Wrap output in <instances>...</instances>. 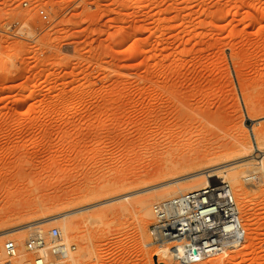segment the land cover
<instances>
[{
	"label": "rangeland",
	"instance_id": "rangeland-1",
	"mask_svg": "<svg viewBox=\"0 0 264 264\" xmlns=\"http://www.w3.org/2000/svg\"><path fill=\"white\" fill-rule=\"evenodd\" d=\"M183 97L188 109L177 105ZM204 111L214 116L203 124ZM183 122L189 140L167 148L165 126ZM260 130L264 0H0V264L4 242L24 251L30 232L50 228L75 246L70 264H177L151 245V207L168 186L203 178L182 181L193 173L165 167L177 153H234L240 141L259 156L252 133ZM256 169L242 181L245 199L225 180L243 244L196 264H264V179L250 180L264 170ZM107 185L115 187L99 191ZM116 190L131 196L112 201ZM29 224L22 243L6 233Z\"/></svg>",
	"mask_w": 264,
	"mask_h": 264
},
{
	"label": "built area",
	"instance_id": "built-area-1",
	"mask_svg": "<svg viewBox=\"0 0 264 264\" xmlns=\"http://www.w3.org/2000/svg\"><path fill=\"white\" fill-rule=\"evenodd\" d=\"M27 2L22 6L27 7ZM41 22L48 14L36 11ZM18 22L7 24L13 32ZM264 179L253 175L250 180ZM153 222L149 227L151 245L166 250L168 259L177 264H196L239 248L245 240L234 196L228 183L210 184L167 198L151 207ZM36 230V229H35ZM24 251L32 255L29 264H70L75 246L68 243L57 228L30 232L23 241ZM7 262L14 259L18 247L8 240L2 246Z\"/></svg>",
	"mask_w": 264,
	"mask_h": 264
},
{
	"label": "bare ground",
	"instance_id": "bare-ground-1",
	"mask_svg": "<svg viewBox=\"0 0 264 264\" xmlns=\"http://www.w3.org/2000/svg\"><path fill=\"white\" fill-rule=\"evenodd\" d=\"M187 100H190V97L188 99H187V97H185V98L183 97L181 100L178 101L177 105H180V106H182L185 109H188V107H191L192 105L190 103H188ZM188 104H189V106H188ZM208 113H206L204 111V112H202L199 115L200 118L202 119V123L203 124H204V122L206 123V122H209V121H211L213 119L214 115L211 116ZM180 114L182 116L183 113L180 112ZM165 127H166L167 132H168V140L166 142L167 148L168 147L169 148L170 147H174V146L178 145V143L179 144L182 143V141H184V140L188 141L189 140L188 138L191 136V133H190L191 126L189 124H184V122H183L182 125H180V127L172 126V125L170 126V124L168 125V127H167V125ZM252 136H253L254 142L257 144V150L260 152L259 156L258 155L257 156L256 155L253 156L254 153H251L252 145L248 141H246L247 143L246 142H241V141L240 142H236L235 144L233 143L232 149L235 152L233 151L234 153H229V154H224V153H217V154L216 153H177L176 156H177V158L179 157L178 158L179 162L178 161L172 162L169 166H166L165 168L168 171H176L175 174H177V175H179V173L182 174V173H186V172H188V174H189V172L193 173V174L188 175V176H185L186 175L185 174L184 175L185 177L181 179L182 181L183 180H187V179H190V181H191V179L194 180L195 178H197L196 180H198L199 178L200 179L203 178V180L201 182L199 181L198 184H195V185H192V186L186 187V188H178L177 187L176 189H173V188L171 189L172 186L170 185L171 187L168 186L169 189L167 188L170 191H168V193L166 191L167 194L164 193L163 194L164 197L165 198H170V197H173L174 195H176L178 193L187 192V191H191V190H196V189L202 188V187H204L206 185H210V184H219V183L225 182V180H226L229 183H231L232 185H235L238 188V191H239L240 195L242 196V198L245 199L247 197V195H248V192H247V189H246L247 187L244 185V183L242 184V181L246 182L247 174L250 171H253V169L257 170L256 168H259V169H263L264 170V152L261 150V147H263V145H264V131H261V130L260 131H254L252 133ZM207 138L210 139V137H207ZM200 139H202V138H200ZM203 139H204V137H203ZM209 139H206L205 141L207 142V141H209ZM201 143H202V140H201ZM205 146H206V144H205ZM201 147H202V145H201ZM206 152H208V151H206ZM166 154L167 155H165V156H172L173 157L175 153H166ZM202 160H206V162L204 161L205 163H203ZM250 161H253V162H250ZM183 166H186L187 168H185V167L184 168L187 169V170L181 169V168H183ZM247 169H251V170L247 171ZM259 169H258V171H259ZM175 174H174V172H172L173 176H175ZM179 181L180 180H178V182ZM170 184H173V185L177 184V180H173ZM108 187H109V189L112 188V187H110V185H107L105 187H101L99 189V191L100 192L103 191L102 189L106 190ZM118 193L119 192L116 190V191L113 192V195L116 197V194H118ZM129 196H131V194L127 193V194H124V195H121V196H117L116 198L113 197L114 199H112V201L113 200L114 201H116V200H120V201L121 200H126ZM143 197L139 198V199L138 198L136 199L137 205L142 210L147 209V207H148V200H147L146 197L145 198H143ZM111 198H112V196H111ZM108 202L109 201H107V202H105V201L103 202L102 201V202H100L97 205L105 204V203H108ZM83 209H85V208H81V209L77 210V212L79 213L80 211H83ZM106 212H108V210ZM82 213H80V214H82ZM103 213H105L104 209H100V210L95 211V212L93 211L91 216L92 215L93 216L99 215V217H100L101 214H103ZM151 215L152 214L150 212H146L145 214H143L144 218H142L140 220V222H141L140 226L142 227L143 230H144L143 227H145V225L148 222L147 221L148 219H146V218L151 217ZM64 217H66V216H64ZM57 218L58 217H55V216L52 217V218L50 217L49 219L45 220L44 224H46V225L47 224H49V225L53 224V223H55L54 221H57L56 220ZM88 218H90V216ZM59 219H60V217H59ZM140 222H139V224H140ZM40 224H39V226H40ZM49 225H47V226H49ZM26 228L27 229H30V228L32 229L34 227H31V225L29 224L27 226H20L18 228H15V229H13L11 231L6 232V233L7 234H15V235H17L16 237L21 239V243H22L23 234L21 235V233H22V231H25ZM21 250H23V249L21 248ZM21 250H20L21 253L18 252L20 254L16 255V257L18 259L15 257L16 258L15 260H16L17 264L18 263L19 264H25L27 262V260H26L27 259V256H26L27 253L25 251H21ZM70 261H72V260H70ZM16 262H14V263H16Z\"/></svg>",
	"mask_w": 264,
	"mask_h": 264
}]
</instances>
